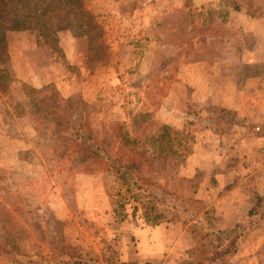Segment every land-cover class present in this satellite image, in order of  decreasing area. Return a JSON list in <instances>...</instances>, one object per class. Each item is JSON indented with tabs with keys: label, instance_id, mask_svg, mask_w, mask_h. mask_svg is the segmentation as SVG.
<instances>
[{
	"label": "rangeland",
	"instance_id": "obj_1",
	"mask_svg": "<svg viewBox=\"0 0 264 264\" xmlns=\"http://www.w3.org/2000/svg\"><path fill=\"white\" fill-rule=\"evenodd\" d=\"M79 1L87 14L71 0L79 22L48 36L1 22L0 264H264V216H248L264 195V0ZM69 97L98 142L123 152L129 133L152 149L165 130V145L190 150L148 173L159 224L137 201L119 207L111 171L55 156L67 146L46 114ZM239 223L225 259L209 231Z\"/></svg>",
	"mask_w": 264,
	"mask_h": 264
},
{
	"label": "trees",
	"instance_id": "obj_2",
	"mask_svg": "<svg viewBox=\"0 0 264 264\" xmlns=\"http://www.w3.org/2000/svg\"><path fill=\"white\" fill-rule=\"evenodd\" d=\"M73 1H77L80 11L86 15V10L81 6L82 3L79 0ZM41 2H34V0H0V86H3V74L8 71L1 65L3 62L1 56L7 55L5 29L1 23L4 17L12 15V22L16 29L38 28L42 33L47 34V36L56 29L67 28L73 25V23L79 22V19L75 15L74 20H72L73 18L70 20L68 16L71 9L69 11L66 7L71 0H50L49 3L43 0ZM74 2L71 5H74ZM39 4H41V8ZM52 5L56 10L58 8L59 11H65L67 20L59 23L61 19L58 17L54 21L53 17L49 19L44 17L43 14L49 12L48 8ZM88 17L90 18L88 26H94V30L96 28L99 29L100 24L95 20V17L92 15ZM58 24H61V26ZM101 38L102 36H99V39ZM45 89L47 87L37 90V95L39 96ZM40 100L41 98H39L38 102ZM57 100L58 103L52 104L46 116L48 120L50 117L54 119L58 130H54L53 133L63 139V144L60 143V145H66L67 147L55 149V152H58L55 153V156L57 158L73 157V159H77L75 162L78 170L81 172L91 173L97 168L111 171L120 182V185L125 187V191L120 190V195L124 194L125 198L118 201L119 207H124L127 202L137 201L145 210L146 221L150 224H159L165 217L164 211L162 212L159 208V204L163 203V200L158 198L157 193L152 189L155 183L148 173L154 171V164L159 167H165L170 160L176 159V157L179 160L187 157L190 150L185 148L183 153V151H177L174 144L167 143L165 145L164 130V133H160L156 138L151 136L154 142L151 141L152 143L150 144L157 142V145L152 149L141 147L137 144L140 140H143L142 137L131 138L129 133L121 134L120 141L124 139L127 144L130 140L135 143L129 150L127 149L122 152L115 143L98 142L88 122L74 119L75 112L72 109H64L62 107L64 103H72L73 98H61L62 101L60 99ZM40 103L44 105L45 101L41 100ZM165 128L167 129L168 126L165 125ZM126 151H128L127 154H125ZM96 163L98 165H95ZM260 209L264 210V195L249 210L248 216L262 220L264 212L262 211L261 213ZM255 221L257 220L255 219ZM245 229L246 226L239 223L231 228L209 231L213 242L218 248L216 253L222 254L225 259L233 256L238 239Z\"/></svg>",
	"mask_w": 264,
	"mask_h": 264
},
{
	"label": "crops",
	"instance_id": "obj_3",
	"mask_svg": "<svg viewBox=\"0 0 264 264\" xmlns=\"http://www.w3.org/2000/svg\"><path fill=\"white\" fill-rule=\"evenodd\" d=\"M262 194H264L263 191H262Z\"/></svg>",
	"mask_w": 264,
	"mask_h": 264
}]
</instances>
